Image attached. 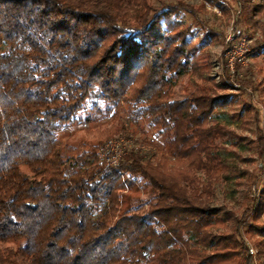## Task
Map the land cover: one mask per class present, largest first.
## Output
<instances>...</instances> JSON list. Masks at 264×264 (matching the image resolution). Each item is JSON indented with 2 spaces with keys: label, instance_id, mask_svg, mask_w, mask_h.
<instances>
[{
  "label": "trees",
  "instance_id": "trees-1",
  "mask_svg": "<svg viewBox=\"0 0 264 264\" xmlns=\"http://www.w3.org/2000/svg\"><path fill=\"white\" fill-rule=\"evenodd\" d=\"M182 11L194 15L180 0H0V264H257L264 188L242 211L215 204L235 172L214 117L226 97H173L189 30L178 52L163 41ZM100 115L139 128L141 141L117 137L140 147L112 163L103 137L63 140ZM142 191L155 196L143 211Z\"/></svg>",
  "mask_w": 264,
  "mask_h": 264
},
{
  "label": "rangeland",
  "instance_id": "rangeland-1",
  "mask_svg": "<svg viewBox=\"0 0 264 264\" xmlns=\"http://www.w3.org/2000/svg\"><path fill=\"white\" fill-rule=\"evenodd\" d=\"M180 1L191 7L194 15L182 11L170 16L171 29L163 44L169 52H178L183 39L174 40V35L188 29L185 40L191 62L190 71L179 79L173 97L188 96L201 86L212 87L213 96L226 97L227 103L214 117L229 131L222 151L235 172L216 184L215 204L242 211L244 194L264 188V0ZM99 117L93 123L72 125L63 133V140L80 147L127 132L133 133L135 140L145 137L137 127L120 131L116 121ZM145 182L137 178L141 188ZM140 195L133 204L134 209L143 211L155 196L143 191ZM255 238L262 239L258 235ZM262 247L251 246L255 258L261 257L257 264L264 261L259 254Z\"/></svg>",
  "mask_w": 264,
  "mask_h": 264
},
{
  "label": "built area",
  "instance_id": "built-area-1",
  "mask_svg": "<svg viewBox=\"0 0 264 264\" xmlns=\"http://www.w3.org/2000/svg\"><path fill=\"white\" fill-rule=\"evenodd\" d=\"M240 33V31H238ZM233 58H231V66H233ZM140 147L139 144H135L134 140L127 139L126 137H114L108 139L107 142L101 149L100 157L101 159H106L111 161L112 163H117L121 154L125 151V149H132ZM103 162V161H102Z\"/></svg>",
  "mask_w": 264,
  "mask_h": 264
}]
</instances>
